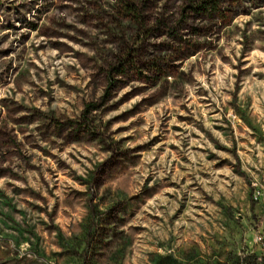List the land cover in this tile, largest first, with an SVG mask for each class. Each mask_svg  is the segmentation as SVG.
<instances>
[{"label": "rangeland", "instance_id": "1", "mask_svg": "<svg viewBox=\"0 0 264 264\" xmlns=\"http://www.w3.org/2000/svg\"><path fill=\"white\" fill-rule=\"evenodd\" d=\"M143 1L0 0V264H264V0Z\"/></svg>", "mask_w": 264, "mask_h": 264}, {"label": "trees", "instance_id": "2", "mask_svg": "<svg viewBox=\"0 0 264 264\" xmlns=\"http://www.w3.org/2000/svg\"><path fill=\"white\" fill-rule=\"evenodd\" d=\"M143 1V0H142ZM144 2V1H143ZM132 6L136 9L135 13H137V17H141V13L143 12V5L137 4ZM221 6H222V0H190L188 3L187 8L190 10V12L198 17V18H204V19H211L216 18L219 15H221ZM140 19V18H139ZM173 31V29H172ZM172 31H170L172 33ZM126 63L127 59H122L119 61L116 65H113L111 67V73L116 75H124L126 71ZM117 80L112 79L109 76L106 92L102 98V100L99 103H88L84 106L83 111L80 114V117L77 119H67V120H57L52 117H48L45 115L38 114V118H43L47 123L51 124L56 131L61 135L62 133L68 131L72 133L75 137L78 135H94L96 134V128L95 123L90 118V115L92 112L98 111L104 103V100H106L110 96V91L117 88ZM76 139V138H75ZM93 223V220H90V224ZM91 225L89 226V229H91ZM91 233L87 232L85 235L84 240L87 242L90 239ZM164 262L177 264V262L171 260L169 257L160 258L159 264H162Z\"/></svg>", "mask_w": 264, "mask_h": 264}]
</instances>
